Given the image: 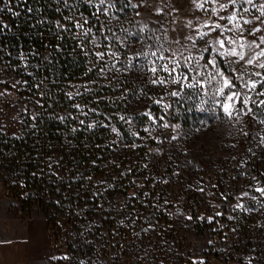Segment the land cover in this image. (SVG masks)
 Instances as JSON below:
<instances>
[{"label":"built area","instance_id":"obj_1","mask_svg":"<svg viewBox=\"0 0 264 264\" xmlns=\"http://www.w3.org/2000/svg\"><path fill=\"white\" fill-rule=\"evenodd\" d=\"M256 8L259 10L258 4ZM203 14L210 16L207 11ZM250 107L252 124L236 126L232 134L224 137L222 145L208 150L203 160H197L195 156L201 157L202 147L189 146L179 138L172 140L173 135L178 137L174 126H181L197 115L219 116L221 111L210 107L204 112L172 105L174 111L171 109L164 119L170 125L163 128L166 135L158 143L146 144L147 150L157 154L155 165L145 172L149 182L140 191L133 185V175H122L119 167H114L118 179L109 174L110 182L114 183L106 181L103 185L112 187L107 191L93 190L86 201L91 207L84 209L85 219L93 221L89 236L76 240L75 219L83 221L84 217H79L78 209L70 207L53 224H48L54 247L60 251H71L76 245L90 249V253H78L74 258L70 255V264H154L152 255L157 253L189 254L188 264L193 261L199 264L201 260L204 264H264V208L260 207L264 198L260 203L248 197L236 200L241 191L259 197L254 186L257 182L264 186V147L258 146V133L264 134V125L259 123L264 119V106ZM241 128L247 136L241 133ZM242 172L246 175L242 176ZM141 173L135 177L143 178ZM200 188L203 191H198ZM94 192L101 195L94 196ZM133 192L136 197L129 199ZM222 193L227 195V201L221 198ZM238 202L244 208L259 211L240 208L233 211L232 205ZM215 211L224 215L212 223L197 219ZM229 215L233 219H227ZM188 216L192 219H187ZM43 217L48 220L47 215ZM55 229L59 231L55 233ZM176 261L169 256L157 264H177Z\"/></svg>","mask_w":264,"mask_h":264},{"label":"rangeland","instance_id":"obj_2","mask_svg":"<svg viewBox=\"0 0 264 264\" xmlns=\"http://www.w3.org/2000/svg\"><path fill=\"white\" fill-rule=\"evenodd\" d=\"M109 2L115 4V7L109 10V17L116 16L119 17V20L112 19L108 26L116 32V36L121 38L127 37V42L129 43L132 51L145 50L144 44L137 43L141 36L145 38V43H154V41L148 40L147 37L156 35L160 36L163 40L165 28L168 30L167 36L171 39L180 32L189 33L192 31L191 29L185 27L189 20L193 22L194 28L208 20L209 17H211L212 20H215L216 17L213 16L212 12L206 9L219 7L218 4L211 3H205L204 8L196 7L197 3H203L204 0H196V3H192V0H143V3L142 0H132L134 4L142 3V6L138 9L124 7L127 0H109ZM254 2L259 6L261 3H264V0H254ZM95 3H98V0H94V4ZM6 7L8 10L11 9L9 0H0V12L5 11L4 9ZM121 8H123V11H120ZM244 8H248L249 11L243 12ZM136 11L140 12L139 16L135 15ZM205 11H207L210 16L204 17L203 13ZM233 11H235L238 18H240V23H243L244 19L254 20V17L260 14V11L257 8H253L252 6L243 3V0H237L235 5H230L227 11H222L219 14L228 16ZM65 17H72L74 21L76 19L84 18V16H81L80 13H75L74 10L69 11ZM106 19L107 18L104 15L100 16L101 21H105ZM219 22L221 24L228 23L227 20ZM145 23L148 25V28L145 29L143 33H140L138 29ZM95 24H97V26L92 28V33L89 34V36L83 35V37H80V35L83 34L82 29H79V31L76 32V34L80 37L79 41L86 40V44L84 45L87 46L88 49H92L93 53L97 51H117L119 53V63H116V58L108 56L105 57V60L108 61L109 68L113 63H116V67L120 68L121 71L117 72L115 69L108 71L106 68L107 78H104V76L99 73V69L103 65L96 63L97 57L92 55L93 60L91 65H98V69L93 75L94 78L91 81H95L96 84H102L107 87L111 84L113 87L110 89H112L113 93L115 88L117 89V87L120 86V83L125 81L126 87L123 88V91L121 92L124 93V102L122 105H116V103H114L110 105V110L104 111V113L102 112L104 114L103 118H105V121H102L104 120L103 118H95L96 114L101 113V110L95 107L96 105L78 104L80 106L79 108L73 107V105H52V110L54 109V114L64 116L65 118L72 119L75 117L77 122H80L81 120L85 121V118H88L91 123L94 121H101L102 124L109 125L110 129L112 127L117 128L119 132V135L112 132L110 135L111 137L104 142L105 144L102 143L104 146H109V150L105 154H98L100 161L96 164L98 169L95 172V178L92 177L94 179V189L92 188V192L93 190L97 191L105 189V186H103L104 184H99L98 182L112 181L109 174L112 175L114 179H118V175L115 172L116 167H119L122 175H128L129 173L133 175L132 182H135L133 185L138 186V189L141 191V187L143 186L144 188V186L149 182V178L145 174L147 168L155 165L157 160L156 152H150L147 150L146 144L149 142L158 143L159 139L164 138L166 133L163 131L164 127H162V125L165 124L164 119H166L169 111L171 109L174 111V108L164 109L163 104L156 105L152 102L154 99L159 98V96L163 93V90L148 83V77L152 75L147 71V67H150V65H147V67H144L143 69L140 68L141 65L146 64L145 59L143 57L134 59L132 61L133 67L125 71L124 69L127 65V59L130 55L128 49L116 46V37H113L112 34L107 31L104 32V35L108 36L109 39H103L99 32V22L93 21V24H90L89 27H92ZM229 27H231V25H229ZM245 27H251V25H246ZM85 28L88 27L85 25ZM121 29H126L127 31H121ZM152 29H155L154 33L151 31ZM173 29L176 31L174 32ZM204 30L207 31V29ZM92 34H95L96 42L100 45L99 48L90 42ZM225 36H233V34L226 32ZM233 38L235 37L233 36ZM249 39H251V37H249ZM109 43H111L113 47L105 48L104 45ZM165 47H168L167 43H165ZM1 62L2 60L0 59V79L5 80L6 83L0 85V89L8 88V91L11 94L0 97V128L13 132L18 130L27 113H30L31 117L35 113H40L42 110V107L40 106L42 102L41 99H37L40 101V104H34L28 101L29 97L33 98L35 95L33 89H29L26 93L20 95L17 94L16 89L20 88V84L17 85L16 88H11L10 84L19 79L9 72H6ZM75 89L76 86L72 87L70 90L73 95L76 94ZM189 91L191 90L186 89L178 102L177 98L166 96L163 103L179 106L184 105L189 110L193 108L203 109L202 111L204 112L210 107L214 108L211 101H209L208 104L200 103L201 100L208 99L206 96L193 97L191 100L187 99ZM106 95L108 94H104L102 97H105ZM252 95L254 99H259L258 97H255L254 94ZM111 97H115V94H112ZM216 108L219 109L218 107ZM90 109H95V111H90ZM146 111H150L154 119H149L148 116L142 115V113ZM84 113H87V115H84ZM93 113L95 115H92ZM113 115L115 116V119H113ZM120 116H124L125 119L121 120L119 118ZM161 116L164 117L163 120L160 119ZM129 118L131 119V123L127 122ZM185 118L188 120V117ZM191 119L193 123H191ZM253 119L254 117L251 114L242 115L240 122L236 123L235 121L230 122L222 112L219 116L202 114L191 117L187 123H183L178 129L175 128V132L184 144L189 146L192 145L193 147H202L203 150L201 151V157L195 156V159L203 160L207 151L222 145L224 137L232 134L234 131L233 129L236 126L243 124L250 125L252 124ZM200 120H202L201 124L198 123ZM196 124H198V127H196ZM146 128L148 129L147 132L144 131ZM133 132L138 133V135L133 136ZM116 136L119 138H116ZM127 142L129 144H127ZM102 146L100 147L102 148ZM66 151H69V148H66ZM66 157L69 158L70 155L67 154ZM47 159L52 166L55 165L52 167V172H56L57 177L66 181L71 177L70 171L72 170V167L67 164L66 159H64L59 152H53L52 156ZM140 173L143 175V178L135 177L136 174L138 175ZM0 183L5 187L6 196L9 198L8 202L10 203V209L8 214L10 217H30L38 215L49 216L47 212L45 213L44 209L45 203H47L48 200H45L42 205H39L38 201L28 199L23 202L22 199L26 197L29 190H22L20 194H16V191L6 188V185L1 177ZM134 190H136L135 186ZM78 192H80L82 196L79 201L75 200V203L65 200V198H68L67 189L63 191L62 197H56L54 200L57 208H59L62 212L65 213L67 209H70V207H75L79 210V217H84L83 221H79L78 217L75 219L76 240L83 238V235L88 237L89 235L87 232L89 233L93 227V221L85 219L87 214L84 212V209L91 207L90 204L86 203L87 198L84 195L85 188H82ZM47 209L48 211L56 210L51 207H48ZM84 213L86 215H84ZM51 223L53 224L54 222L51 221L50 224ZM58 231V229L54 230L55 233ZM84 252L90 253V249H87V247L83 248L82 246L78 247V245L71 248V255L73 258L79 256L78 253Z\"/></svg>","mask_w":264,"mask_h":264},{"label":"trees","instance_id":"obj_3","mask_svg":"<svg viewBox=\"0 0 264 264\" xmlns=\"http://www.w3.org/2000/svg\"><path fill=\"white\" fill-rule=\"evenodd\" d=\"M9 4L11 11L6 7L5 11L0 12V24L8 25L0 33L1 64L6 72L19 81L28 82L19 85L17 94L33 89L35 95L33 98L29 97L28 101L36 104L37 99H41L43 107L34 121L31 114L27 113L17 131L9 132L0 128V177L6 188L16 191V194L29 190L22 199L23 202L28 199L42 205L48 200L44 209L49 214L46 221L50 224L62 213L54 200L62 197L64 190L68 191V198L65 200L75 203L82 196L78 191L85 188L84 195L87 201L90 200L93 178L98 169L96 164L100 161L98 154H105L109 150V146L103 144L112 134L110 126H105L101 121H94L93 128L87 127L92 124L88 118H85L84 124L77 122L75 117L61 121L60 116L54 114L52 105H96L101 113L92 115L101 119L104 111L111 109L110 105H122L124 93L121 92L126 83L122 81L114 93L110 89L113 87L111 84L107 87L90 83L98 65L92 72H88L87 69L93 66V58L92 55H85L84 51H93L84 45L86 40L79 41L83 34L80 37L76 34L79 28L73 27L74 19L71 22L63 19L69 11L74 10L89 18L87 27L93 24L95 19L91 13L94 12V7H90L85 0H68L67 6L63 0L60 3L57 0H27V3L24 0H9ZM29 7L32 8L31 12L27 11ZM57 20L70 30L58 29ZM96 26L97 24L92 28ZM81 44L84 51L78 47ZM21 51L24 53L23 60L19 58ZM36 84H40V87H35ZM85 85L90 90H86ZM75 86L76 93L79 92L80 95L75 94L70 99L67 93ZM104 94L110 95L102 97ZM112 94L115 97H111ZM112 117L115 119L114 115ZM73 128L77 130L73 132ZM53 152H59L72 167L71 177L67 181L51 175L55 165L49 168L47 158ZM67 154L70 155L69 158L66 157ZM48 207L56 210L48 211Z\"/></svg>","mask_w":264,"mask_h":264},{"label":"snow or ice","instance_id":"obj_4","mask_svg":"<svg viewBox=\"0 0 264 264\" xmlns=\"http://www.w3.org/2000/svg\"><path fill=\"white\" fill-rule=\"evenodd\" d=\"M24 2L27 3V0H24ZM60 2L61 0H57V3ZM85 2L90 7L95 8L91 16L95 21L99 22V32L103 39H109L108 36L104 35V32L107 31L111 33L113 37H116V46L128 49L130 55L127 59L125 71L133 67L132 61L134 59L140 57H143L146 61L145 65L140 66L141 69L150 65V67H147V71L152 75L148 77V83L163 90L159 98L152 101L154 104H163L164 109H169L172 107V104L163 103L165 97L177 98L178 102L187 89L191 90L188 92L187 99L191 100L193 97L206 96L208 99L201 100V104H208L209 101H211L214 108L218 107L230 122L235 121L236 123L240 122L242 115H248L253 112V108L250 107V105H255L256 108L264 106V27H261V25H264V3L259 5L260 14L255 16L254 20L244 19L243 23H240V18H238L235 11L228 16L219 14L222 11H227L230 5H235L237 0H204L203 3H197L196 7L204 8L205 3L219 5L218 8L206 9L212 12L213 16L216 17L215 20L209 17L208 20L195 28L193 27V22L189 20L185 27L192 31L189 33L180 32L171 39L167 36L168 30L165 28L163 40L160 36L156 35L147 37L148 40H152L154 43H145V38L141 36L137 43L144 44L145 50L132 51L127 42V37L121 38L116 36V32L108 26L112 19L119 20V17L116 16L109 17V10L114 8L115 4L110 3L109 0H98V3L95 4L94 0H85ZM63 3L67 6L68 0H63ZM142 3L134 4L132 0H127L124 7L138 9L142 6ZM192 3H196V0H192ZM243 3L253 8L257 7L254 0H243ZM9 11H11V9H9ZM27 11L31 12L32 8L29 7ZM57 11H60V9L57 8ZM120 11H123V8H121ZM248 11V8L243 9V12ZM101 15H104L107 19L101 21ZM135 15L139 16L140 12L136 11ZM81 16H83V14H81ZM63 19L70 22L72 21V17H64ZM224 20H227L228 23L221 24L219 22ZM89 23V18L84 17L83 19H76L73 23V27L82 29L83 35L89 36V34L92 33V27L85 28V25ZM229 25H231V27H229ZM246 25H251V27H245ZM7 27L8 25L6 24H0V33ZM56 27L64 31L70 30L67 25L61 23L59 20L56 21ZM147 28L148 25L145 23L138 31L143 33ZM204 29H207V31ZM121 31L127 30L121 29ZM151 31L154 33L155 29ZM173 31L175 32L176 30L173 29ZM226 32L232 33L235 38H233V36H225ZM258 33H260V35H257ZM249 37H251V39H249ZM60 38L62 39V37ZM90 42L97 48L100 47L96 42L95 34H92L90 37ZM165 43L168 44V47H165ZM78 47H81V50L84 51L83 44L78 45ZM104 47L112 48L113 45L109 43L104 45ZM84 54L95 55L97 57L96 63L103 65L100 67L99 73L103 75L104 78H107L106 68L108 71L112 69H115L117 72L121 71L120 68L116 67V63H119V53L117 51H97L94 53L84 51ZM106 56L116 58V63H113L110 68L108 67V61L105 60ZM19 58L21 60L24 59V53L22 51L19 54ZM95 67L96 64H93L87 71L92 72ZM29 75L31 74L29 73ZM5 83V80L0 79V85ZM21 83L27 84L28 82L26 80H17L12 82L10 87L16 88L17 85ZM41 83H43V81H41ZM90 83H95V81H90ZM35 87L39 88L40 84H36ZM85 88L86 90H90L87 89V85H85ZM10 94L8 88L0 89V97ZM252 94L259 99H254ZM67 95L70 99L73 98V93L69 92ZM76 95H80V93L77 92ZM41 96H43V93H41ZM36 103L40 104V101L37 100ZM40 106L43 107L42 104ZM73 107L79 108L80 106L77 104L73 105ZM90 111H95V109H90ZM38 115L39 113L33 114L31 119L33 121L36 120ZM84 115H87V113H84ZM142 115L148 116L149 119H154L150 111L143 112ZM119 118L121 120L125 119L124 116H120ZM59 119L63 121L65 117L60 116ZM160 119L163 120L164 117L161 116ZM127 122L131 123V119L129 118ZM80 123L84 124V121L81 120ZM259 123L264 125V119H261ZM87 127L93 128L95 127V123L89 124ZM162 127L168 128L170 125L165 123ZM174 127L178 129L180 126L175 125ZM76 130L75 128L72 129L73 132ZM111 131L119 135L117 128L112 127ZM144 131L147 132L148 129L146 128ZM240 131L243 135H248L243 128H241ZM132 135L136 136L138 133L133 132ZM258 135V146L264 147V134L258 133ZM177 138L176 135L172 136V140H176ZM248 151L251 152L252 149L249 148ZM253 155H255V153H253ZM48 167L51 168L52 164L49 163ZM240 174L242 176L246 175V173L243 172ZM51 175L57 176V173L52 172ZM88 179L91 180V177H88ZM252 179L255 180L256 178L253 177ZM98 183L104 184L106 182L99 181ZM133 183L135 182L133 181ZM164 183H167V181H164ZM111 187L112 185H107L105 191ZM198 191H203V188L198 189ZM254 191L260 193V196H250L248 191H241L236 196V200L242 201L245 197H248L260 203L261 199L264 198V186H260L259 182H257V185L254 186ZM93 195L99 196L101 193L94 192ZM144 195L147 196L148 193H144ZM135 197L136 193L133 192L129 199ZM221 198L225 201L228 200L227 195L223 193L221 194ZM165 203H168V201H165ZM215 207L218 208L219 205ZM260 207L264 208V203H261ZM237 208L249 212L259 211V209L244 208L243 203L239 202L232 205L233 211ZM223 215V212L215 211L213 215L207 217L200 215L197 219L212 223L216 220V217ZM186 218L192 219L191 216ZM227 219L231 220L233 217L229 215ZM121 223H123V221H121ZM147 230L148 229H144V231ZM209 243H211V241H209ZM53 259H56V257H53ZM193 264H197V262L193 261ZM199 264H204V261H199Z\"/></svg>","mask_w":264,"mask_h":264},{"label":"crops","instance_id":"obj_5","mask_svg":"<svg viewBox=\"0 0 264 264\" xmlns=\"http://www.w3.org/2000/svg\"><path fill=\"white\" fill-rule=\"evenodd\" d=\"M8 200L0 183V264H70L71 251L54 247L46 219L41 215L10 217ZM169 256L175 257L177 264H188L190 255L157 253L152 255L153 263Z\"/></svg>","mask_w":264,"mask_h":264}]
</instances>
